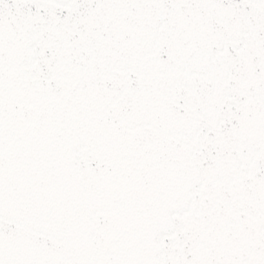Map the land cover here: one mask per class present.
I'll return each mask as SVG.
<instances>
[{
  "label": "snow or ice",
  "instance_id": "6c2138e0",
  "mask_svg": "<svg viewBox=\"0 0 264 264\" xmlns=\"http://www.w3.org/2000/svg\"><path fill=\"white\" fill-rule=\"evenodd\" d=\"M0 264H264V0H0Z\"/></svg>",
  "mask_w": 264,
  "mask_h": 264
}]
</instances>
